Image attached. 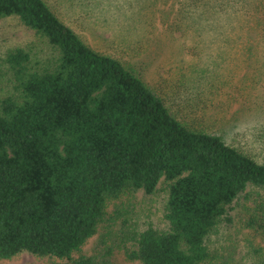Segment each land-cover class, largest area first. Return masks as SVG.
<instances>
[{
    "label": "trees",
    "instance_id": "1",
    "mask_svg": "<svg viewBox=\"0 0 264 264\" xmlns=\"http://www.w3.org/2000/svg\"><path fill=\"white\" fill-rule=\"evenodd\" d=\"M7 16L47 52L14 48L4 58L11 91L0 97V259L26 252L60 260L49 264H112L121 250L140 264H201L207 235L229 220L237 197L247 186L264 189V159L208 131L200 116L178 115L44 0H0V18ZM243 49L264 56V46ZM199 65L190 64L192 87L220 86L217 66ZM253 140L264 150V139ZM161 180L167 227L122 221L111 238L117 223L108 204L126 193L153 195ZM92 236L90 252L72 257Z\"/></svg>",
    "mask_w": 264,
    "mask_h": 264
},
{
    "label": "rangeland",
    "instance_id": "2",
    "mask_svg": "<svg viewBox=\"0 0 264 264\" xmlns=\"http://www.w3.org/2000/svg\"><path fill=\"white\" fill-rule=\"evenodd\" d=\"M44 1L86 44L131 67L178 115L194 122L192 114L200 116L199 122L208 131L264 159L263 148L253 140L264 139V100L260 97L263 94L264 99V73L256 75L264 70V56L238 50L264 46V38L256 39L257 34H264V0ZM14 48L34 57L47 52L33 30L15 16L0 18V97L11 91L4 58ZM195 62L217 66L220 86L204 82L192 87L190 64ZM203 76L205 81L206 72ZM165 199L161 180L153 195L126 193L109 203L106 211L116 212L112 216L117 223L111 238L121 232L122 221L138 230L148 225L165 229ZM94 240L95 236L88 238L71 256L88 254ZM205 246L208 256L201 264H264V189L247 186L234 201L229 220L217 223ZM56 261L60 260L54 256L21 252L0 259V264ZM111 262L140 264L127 260L121 250L113 253Z\"/></svg>",
    "mask_w": 264,
    "mask_h": 264
}]
</instances>
